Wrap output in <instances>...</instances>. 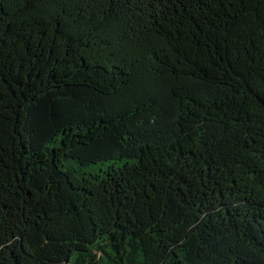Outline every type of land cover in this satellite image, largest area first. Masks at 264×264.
I'll return each mask as SVG.
<instances>
[{"label":"trees","instance_id":"1","mask_svg":"<svg viewBox=\"0 0 264 264\" xmlns=\"http://www.w3.org/2000/svg\"><path fill=\"white\" fill-rule=\"evenodd\" d=\"M0 264H264V0H0Z\"/></svg>","mask_w":264,"mask_h":264}]
</instances>
